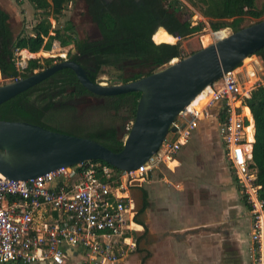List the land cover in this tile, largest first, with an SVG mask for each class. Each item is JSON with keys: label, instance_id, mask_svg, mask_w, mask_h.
Masks as SVG:
<instances>
[{"label": "built area", "instance_id": "1", "mask_svg": "<svg viewBox=\"0 0 264 264\" xmlns=\"http://www.w3.org/2000/svg\"><path fill=\"white\" fill-rule=\"evenodd\" d=\"M15 67L19 74L25 68L18 60ZM249 72L256 76L246 71L245 84L236 70L227 72L209 87L200 108L189 104L177 115L157 152L136 170L115 171L86 161L26 181L0 173V264H67L66 250L74 247L83 249V264H115L124 253L134 251L131 189L160 167L170 168L199 123L207 119L217 125L226 163L250 214L244 252L250 264H264V200L256 184L255 127L246 104L264 81L251 82Z\"/></svg>", "mask_w": 264, "mask_h": 264}, {"label": "trees", "instance_id": "2", "mask_svg": "<svg viewBox=\"0 0 264 264\" xmlns=\"http://www.w3.org/2000/svg\"><path fill=\"white\" fill-rule=\"evenodd\" d=\"M23 1H27L34 11L50 13L53 19L61 14L66 3V0H18V2ZM83 1L85 12L99 33V39L94 41L78 40L71 36L74 29L71 22H67L63 30L54 29L53 35H49L46 22L43 20H39L33 26L31 34L15 39L10 28L9 14L0 8L2 78L4 80L24 78L31 75L34 70L42 68L37 60H29L23 72L19 74L15 67V50H27L35 54L41 50L48 51L52 42L58 41L62 47L72 45L73 49L67 53V60L78 63L86 71L91 82L96 83L97 75L106 67L121 72L122 75L119 77L122 83L136 81L163 68L174 59H183L179 42L191 37L202 28L201 23L194 26L191 24V20L182 12L179 0ZM186 2L198 9L204 18L209 19V26L213 32L225 28H231L233 33L237 32L242 29L241 23L245 17L260 19L264 13V6L257 9L255 0H186ZM175 38L178 42L171 44ZM210 42L211 38L206 37L203 44L208 46ZM255 55L264 63V48ZM51 62L52 59H44V66L50 67ZM71 89H74L75 96L89 93L80 85L73 71L62 69L48 79L40 89L46 93L47 109H43L44 111L38 109L36 106H40L39 103L36 105L27 102V105H24L23 96L26 92H33V89H30L0 105V121L27 120L44 129L64 133L60 128L51 126L55 123H50L47 115L55 110L52 98L56 90L59 94H63ZM139 98L140 93L136 92L106 97L102 108L110 111L114 116L124 114L123 123L127 120L133 122ZM246 104L251 111L255 127L252 160L255 164L256 184L261 187L260 198L264 200V86L253 90L246 99ZM36 108L39 120L32 121ZM67 109L72 107L68 105ZM70 131L72 132L65 134L98 141L115 153L120 152L123 146L117 128L113 126L89 133H83V129L74 126ZM93 162L107 165L102 161ZM141 198L142 208L135 214L133 220L144 226L138 218L147 207V195L143 189H141ZM146 231L145 229V233ZM139 240L141 238L136 239L137 242Z\"/></svg>", "mask_w": 264, "mask_h": 264}, {"label": "water", "instance_id": "3", "mask_svg": "<svg viewBox=\"0 0 264 264\" xmlns=\"http://www.w3.org/2000/svg\"><path fill=\"white\" fill-rule=\"evenodd\" d=\"M262 48L264 20L219 37L214 43L187 58L171 61L149 76L120 85L93 83L86 71L70 60L0 85V105L62 69L73 71L80 85L97 96L140 93L131 128L117 153L89 138L21 121H0V173L12 180L26 181L86 161H102L122 172L136 170L157 152L181 111L205 88Z\"/></svg>", "mask_w": 264, "mask_h": 264}, {"label": "crops", "instance_id": "4", "mask_svg": "<svg viewBox=\"0 0 264 264\" xmlns=\"http://www.w3.org/2000/svg\"><path fill=\"white\" fill-rule=\"evenodd\" d=\"M203 122L199 123L189 143L180 149L170 168L157 170L163 173V168L167 169V176L160 179L163 182L152 179L143 188L147 207L138 218L144 226L134 222L136 248L116 264H131V261L137 264H250L244 252L249 245L250 214L226 163L216 123L224 161L222 170L216 168L215 156L207 144L197 139ZM205 148L214 165L203 157ZM192 157L197 163L191 164ZM194 166L201 171L200 175L190 172ZM203 172L207 176L212 174L213 180L202 178ZM142 203L141 198L137 211L133 207L135 214ZM138 238H141L139 242ZM66 254L68 264H83L82 248L67 249Z\"/></svg>", "mask_w": 264, "mask_h": 264}, {"label": "rangeland", "instance_id": "5", "mask_svg": "<svg viewBox=\"0 0 264 264\" xmlns=\"http://www.w3.org/2000/svg\"><path fill=\"white\" fill-rule=\"evenodd\" d=\"M179 1L182 5V7L181 5H179V7L182 8V12L186 14L187 18L191 20V24L194 26L201 23L202 25V28L199 32L179 42L182 49V57L187 58L199 49L206 47L203 44L204 38L211 37L210 44L214 43L216 38L213 37V34H215V32L211 31L210 29L209 19L204 18L199 13V10L191 7L186 2V0ZM255 3L257 9H260L262 6H264V0H255ZM0 8L9 14L10 28L15 39L20 36L31 34L33 26L37 24L39 20H43L46 22L47 29L49 30V35H53L52 31L54 29L63 30V28L67 25V22H71L74 26L73 33L71 36H73L74 38L78 40L87 39L90 41L99 39L98 30L96 29L95 25L90 21L85 12V4L83 0H66L61 14L55 19L52 18V15L50 13L45 14L41 11H34L32 6L27 1L18 2V0H0ZM262 20H264V13L260 19H252L249 17H245L243 19V22L241 23V27L244 28ZM220 32L223 33V37H226L233 33L231 28H225L223 30L217 31V33ZM177 42L178 40L175 38V41L171 44H175ZM72 49V45L62 47L60 46L58 41H53L51 48L48 51L41 50L38 53L33 54V56L31 57L29 55V52L27 53L22 50H15L14 58L15 61L18 60L25 67L27 66L29 60H37L42 68L33 71V73H36L46 68L44 66V59H52L51 66H53L54 64H57L63 60H67V53L69 51H72ZM245 60L242 61L240 66L235 69L237 71L236 73L240 76L242 83L245 84V82H247L245 72L250 70H252L256 75L255 78L264 81L263 61L257 55H253ZM174 61H176V59H174L173 62ZM120 75H122L121 72L116 71L113 68L106 67L103 68L97 75L96 81L98 83H102L103 86L120 85L123 84L122 80L119 77ZM4 81L7 80L2 79V77L0 76V85H4ZM250 81H254V78ZM68 97L69 96L64 95L58 96V98L53 97L52 101L53 103H58L59 101H61L62 103L65 102ZM104 104V101L90 99L85 101L84 103L71 106L72 109H67L68 105H59L55 107L53 113L47 115V120L50 123H55L51 126H56L62 130L69 131L74 126H79L81 129H83V133H89L102 128H108L113 126L117 128L119 139L124 141L125 136L131 128L132 121L127 120L123 123L122 118L124 114H118L114 116L113 113L102 108ZM199 104H201V100L199 101ZM214 124L215 123L212 121V119L204 120L203 124H201L202 127L199 130V135L197 139L207 144L208 150H210V153H213V155L215 156L214 164L217 165L216 168L222 170L221 167L224 164V161L222 152L218 145ZM207 148H205L206 151L204 152L203 157H205V159L207 158L210 164L214 165L211 162L212 157L210 153L207 152ZM200 155L202 156L201 153ZM193 163H197L195 157L191 158V164ZM161 168L162 167H160L159 169ZM164 168L163 173L157 172L156 170L157 173H153L149 175L147 179H145L146 183L141 184L139 188L134 187L133 189H131L130 198L132 200V205L135 211H137L138 208L141 206V194L139 189L145 188V185L148 184V182L152 179L160 180L163 178L164 180V177L168 174V172H165L167 169L164 170ZM191 168L192 169H190V172L193 175H200L201 171L199 172L197 170V166ZM201 177L205 180L209 178L213 180L214 178L212 177V174L207 176L205 172L202 173ZM241 197L242 196L240 195V198ZM126 254L127 253H124L121 257ZM131 262V264H137L136 261Z\"/></svg>", "mask_w": 264, "mask_h": 264}, {"label": "flooded vegetation", "instance_id": "6", "mask_svg": "<svg viewBox=\"0 0 264 264\" xmlns=\"http://www.w3.org/2000/svg\"><path fill=\"white\" fill-rule=\"evenodd\" d=\"M0 45H1V38H0ZM63 61H65V60H63ZM46 68H48V67H46ZM40 71H42V70H40ZM36 73H38V72H36ZM32 74H34V73L32 72ZM0 76H1V74H0ZM28 76H30V75H28ZM253 76L254 75L251 73V79L255 78ZM51 77L47 78L46 80L42 81L41 83L37 84L36 86L30 88V89H33V92H30V93L29 92H26V95L23 96V100L25 101V104L24 105H27V102H31V103L36 104V105H38V103H39L40 106H36V107H38V109H40L42 111H44L43 109H45V108L47 109V107H48V100L46 99L47 98L46 97V93L44 91H41L40 89H41V87L43 85H45L46 81H48V79H50ZM24 78H26V77H24ZM51 81H53V79H51ZM4 83L5 84L6 83H10V80L4 81ZM96 83L99 84V85H103L102 83H98V82H96ZM30 89H28L27 91H29ZM74 92H75L74 89H71V90H66V92L63 93V94H59L58 93V90H56L55 94H53V97L58 98V96H63V95L64 96H69V97H68V99L65 102H62L61 103V101H59L58 103H53V107H57L59 105H69V106L78 105V104L84 103L85 101L90 100V99L104 101L105 98H106V97H101V96H97V95L90 94V93L83 94V95H80V96H75L74 95ZM32 116H33V119H31L32 121L39 120V118L37 117L38 116V110H37V108L34 110V113H33ZM21 122L29 123L27 120H21ZM60 130L63 131L64 133H68V132L71 133L72 132L70 130L69 131L68 130H62V129H60Z\"/></svg>", "mask_w": 264, "mask_h": 264}, {"label": "bare ground", "instance_id": "7", "mask_svg": "<svg viewBox=\"0 0 264 264\" xmlns=\"http://www.w3.org/2000/svg\"><path fill=\"white\" fill-rule=\"evenodd\" d=\"M223 33L220 32V33H215L213 34V37H215L216 39L219 38V37H223ZM211 38V37H210ZM173 61V60H172ZM246 61V60H245ZM175 62V61H174ZM237 72V71H236ZM250 73V72H249ZM208 91H209V87L205 88L191 103L190 105L192 107H198L200 108L206 101L207 99V94H208ZM201 100V104H199V101Z\"/></svg>", "mask_w": 264, "mask_h": 264}]
</instances>
